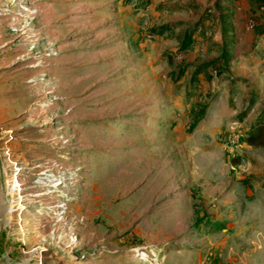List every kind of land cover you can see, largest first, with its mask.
<instances>
[{
    "label": "rangeland",
    "instance_id": "1",
    "mask_svg": "<svg viewBox=\"0 0 264 264\" xmlns=\"http://www.w3.org/2000/svg\"><path fill=\"white\" fill-rule=\"evenodd\" d=\"M110 1L0 0V102L18 111L0 119V264H264L257 38L235 83L218 7L173 30L167 0H122L126 27Z\"/></svg>",
    "mask_w": 264,
    "mask_h": 264
},
{
    "label": "crops",
    "instance_id": "2",
    "mask_svg": "<svg viewBox=\"0 0 264 264\" xmlns=\"http://www.w3.org/2000/svg\"><path fill=\"white\" fill-rule=\"evenodd\" d=\"M83 2L85 1V9L79 10L75 4V12L84 11L87 13H93L95 10L98 12L106 11L110 8L107 3H102L101 0H72ZM106 1V0H103ZM168 4L171 6L170 13L164 16L163 21L165 24H169L173 30H178L181 26H193L195 21L201 19V15L204 14L205 9L209 5L218 7L215 9L216 16L211 23L214 27V42L218 50L221 53V49L226 47L228 51L229 61L227 62L230 67L231 80L235 83H240L246 78H250L254 75L253 69L249 68V58L246 53L250 50L248 48L249 44H252V40L255 39L256 48L253 49L255 53L262 54L261 60H258L255 67H260L264 64V41H262V34L253 33L252 30L256 29L258 26H264V11L260 10V2L258 0H167ZM108 2V1H107ZM99 3V4H98ZM111 0L109 4H112ZM114 17L119 19V23L126 27V14H131L133 11L132 6H124L122 0H114ZM81 6V5H80ZM107 6V7H106ZM110 12V11H109ZM102 13V12H101ZM111 13V12H110ZM103 14V13H102ZM111 16V15H110ZM131 22H134L132 20ZM210 22L207 18H202L203 26ZM136 26V25H135ZM228 26L227 30L223 27ZM200 27V26H199ZM225 31L228 33L225 34ZM247 36H250V41H248ZM160 40L163 46H170V40L164 39ZM259 39V40H258ZM224 40L226 44H224ZM218 43V44H217ZM189 55H187V58ZM157 66V65H156ZM153 67L154 75L158 78L159 74L157 69ZM158 67V66H157ZM264 69V65L262 67ZM258 73V72H257ZM264 73V70H263ZM18 78L15 77L14 81ZM239 81V82H238ZM2 82L0 83V89H3ZM1 95V91H0ZM7 99V98H6ZM13 101V97L10 98ZM6 100L4 103L0 102V119L5 118L6 121L13 122L15 111L13 102ZM6 114V115H5ZM21 114V112H20ZM9 115V116H8ZM19 116V115H18ZM8 126V125H7ZM12 127V126H9ZM13 129V127H12ZM264 250V249H263Z\"/></svg>",
    "mask_w": 264,
    "mask_h": 264
},
{
    "label": "built area",
    "instance_id": "3",
    "mask_svg": "<svg viewBox=\"0 0 264 264\" xmlns=\"http://www.w3.org/2000/svg\"><path fill=\"white\" fill-rule=\"evenodd\" d=\"M260 2V10L264 11V0H258ZM13 129L6 127L4 124H0V138H4L6 143L14 139Z\"/></svg>",
    "mask_w": 264,
    "mask_h": 264
}]
</instances>
